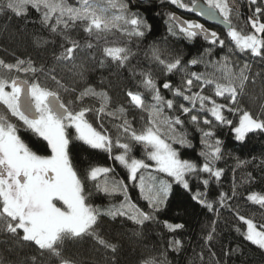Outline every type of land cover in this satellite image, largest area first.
<instances>
[{"label":"trees","instance_id":"1","mask_svg":"<svg viewBox=\"0 0 264 264\" xmlns=\"http://www.w3.org/2000/svg\"><path fill=\"white\" fill-rule=\"evenodd\" d=\"M73 1L64 0L66 4L75 5ZM199 1L201 0L195 2ZM98 2L105 3V0ZM117 2L128 5L126 16L135 14L150 26L142 29V37L111 30L101 33L97 38L95 33L89 34L84 30V21H76L74 24L70 22L68 29H63V25H60L56 32H52L51 26L55 24L56 16L47 25L44 24V9L38 12L29 5L26 12L19 16L6 8L0 10V60L5 64H16L23 60L25 63L21 67L31 64L37 69L35 73L15 70L9 72L0 66V78H18L27 80L29 84L38 83L41 87L56 92L60 101L70 110L78 111L82 107L93 109L87 113L89 123L97 131L106 132L114 141L120 137L121 142H124L125 137L121 136L119 128L124 119L137 132L148 124L149 114L131 105L127 92H139L146 104L154 103L152 93L140 84V73L150 72L164 99L174 101V108H165L164 115H179L184 125L183 129L177 126L176 133L186 132L187 139L191 142V147H182L177 143L172 146L178 150L180 159L189 160L199 167L204 163V157L200 153L206 151L201 142L202 134L189 121L188 116L178 110L181 103L190 105L182 97H174L162 85L170 82L174 88L180 87L186 73L190 72L203 73L226 83L221 79V72L214 67L226 64L237 77L236 103L231 104L227 95L216 96L213 85L204 87L202 94L210 96L219 104L236 109L233 112L227 109L224 111L232 124L217 125L215 121L211 125L201 124V128L213 130V139L221 141V158L215 161V167L222 169L223 174L219 181L206 173L187 177L190 190H186L166 174L157 173L153 161L147 160L142 145L133 143L130 156L144 159L153 166L147 171L142 170L145 181L154 176L157 181L167 180L172 185L163 205L154 211L141 198L138 187L128 180L127 169L113 158L120 154V149L113 147L111 154L93 149L76 139V133L70 130L69 157L72 166L84 181L86 193H91L87 196L86 203L100 213L94 225L95 235L77 240L65 239L55 246L59 253L57 255L51 250L40 249L33 242L23 241L19 230L15 234L9 232L6 219L0 217V264H63L64 261H68V264H147L149 261L152 264H264V249L245 238L247 226L240 220L243 216L251 219L258 228L264 225V207L248 199L253 193L264 196V132H251L243 141H238L234 134V128L239 125L244 112L250 113L255 119L264 120V50L261 56H254L250 51H240L226 30L209 25L205 29L210 33L216 32L224 41L223 47L219 43L212 44L205 40L203 35L188 38L169 19L170 15L178 13V6H173L170 0ZM0 3H6V0H0ZM237 4L239 11L230 19L232 27L244 35L254 34L250 18L264 22V12L259 17L254 14L257 6L264 9V0H257L256 5H251L249 0H237ZM118 10H109L107 15L119 14ZM70 41L79 45L73 61L59 60L60 54L70 46ZM89 43L93 45L91 48L87 46ZM107 46L127 47L131 51L130 59L123 67H118L104 56L103 48ZM154 49L159 51L160 58L165 61L179 58L180 67L172 73L165 72L153 57ZM192 59L201 62L191 65ZM241 69L248 77L243 88L239 87L238 79ZM87 88L106 95L107 101H104L103 96L91 95L80 99V94ZM192 91H200L199 82L194 81ZM102 105L105 112L97 115V110ZM120 109L124 111L121 113ZM109 112L116 115L109 116ZM0 114L6 115L9 122L16 125L18 134L24 141L29 140L28 145L34 152L42 156L50 155L46 142L31 130L28 131L22 121L12 117L3 104H0ZM197 115L201 119L207 117L213 120L206 111H200ZM159 127L161 137H167V125L160 124ZM97 166L113 169L108 174L110 180H123L128 184L131 203L148 213L152 219L139 225L127 216L106 215L110 209L119 208L125 198L121 193L97 191L93 187L94 182L86 180L89 170ZM203 179L209 180L207 187L202 183ZM222 193L226 194L223 204L220 202ZM197 194L199 199L212 204L211 210L194 198ZM57 206L61 205L58 203ZM166 223L181 224L183 227L170 231ZM209 235L212 236L211 240H208ZM96 237L114 246L115 250L99 244ZM176 241H180L178 248L175 246Z\"/></svg>","mask_w":264,"mask_h":264},{"label":"snow or ice","instance_id":"2","mask_svg":"<svg viewBox=\"0 0 264 264\" xmlns=\"http://www.w3.org/2000/svg\"><path fill=\"white\" fill-rule=\"evenodd\" d=\"M173 5H177L186 11H196L198 15L207 16L209 19L222 17L221 23L228 26V36L240 51H250L254 56H261L264 50V22L250 18V24L254 29V34L244 35L232 27L230 15L232 9L227 0H204L206 7L197 5L192 0L191 7L182 2V0H170ZM251 5H256L257 0H249ZM36 11L42 12V22L48 24L55 15V24L51 26V31L56 32L58 26L63 25V29L70 27V22H86L84 30L89 33H95L99 38L101 33H107L114 28L121 27L119 22H123L121 30L129 36L142 37L144 31L150 26L135 14L126 16L128 7L125 3H118L117 0H105L100 3L98 0H79L78 7H72L64 0H6V3H0V10L8 9L16 15H22L26 12L28 6ZM109 9H119V14L111 16L106 15ZM264 9L257 6L254 14L259 17ZM58 13V15H56ZM65 17H67L65 19ZM169 19L179 25V29L188 38L203 34L206 40L212 44L219 43L223 47L224 41L219 38L216 32H207L204 26L193 21H181L174 15ZM259 34V35H257ZM91 48L93 45H87ZM79 47L75 41H70V46L58 57L62 61H73L74 53ZM103 54L110 58L118 67H123L130 59L131 51L127 47L107 46L103 48ZM153 57L163 66V70L172 73L181 65L179 58L174 61H165L160 58L159 51L153 50ZM103 62V61H102ZM197 59L190 61L191 65H196ZM23 60L16 64H5L0 60V66L11 72H33L36 68L29 64L24 65ZM221 72V79L226 83H221L216 78L203 73H186L185 79L180 87H173L170 82L163 83L162 87L172 92L174 97H182L190 106L184 104L178 105V110L201 132V142L205 145L206 151L200 153L204 157V163L197 166L189 160L180 159L179 152L172 146L177 143L182 147H191V142L187 139V133L181 131L176 133L177 126L183 129L184 121L179 115L169 117L164 115V109L172 110L174 108L173 99L165 100L161 95L160 88L152 77L150 72H141L140 84L143 88L152 93L154 103L146 104L144 98L139 92L128 91L127 96L130 104L135 108L145 111L149 114L147 126L140 132L132 128L130 123L124 119L119 125L121 136L125 141L121 142L120 137L114 141L106 132L97 131L87 119V113L93 111L88 107H82L78 111L70 110L64 103L60 102L56 92L49 91L41 87L38 83L29 84L27 80L18 78L6 79L0 78V104L6 106L7 112L12 117L23 122L27 129L31 130L37 137L42 138L50 148V155L42 156L34 152L28 144L21 139L16 125L9 122L4 114H0V217L7 221V230L13 234L18 230L22 232V240L33 242L40 249L56 251V245L65 239H83L87 236L95 235L94 225L97 222L98 210L86 203L90 192L86 193L85 183L78 176L73 168L69 157V136L67 130L74 128L76 139L83 141L93 149H99L109 154L113 147L121 150L120 154L113 158L119 162L128 171V180L138 187L141 198L147 201L148 205L154 210H159L167 199L171 190V183L167 180L157 181L154 176H150L146 182L143 171L151 169L153 166L145 162L144 159H136L130 156L133 150V143L142 145L148 161L155 163V171L164 173L171 177L173 182L181 185L184 189H189V180L198 173H206L210 178L219 181L223 170L215 167V161L221 158V141L213 139L214 132L211 128L205 130L203 125H211L213 121L217 125L231 126L224 111L227 109L233 112L236 109L219 104L210 96L203 95V89L206 86L213 85L215 95L225 97L231 104L236 103L237 86L235 81L237 77L232 73L226 64L214 65ZM245 67H247L245 65ZM244 70L239 74V87L243 88L247 80ZM55 79V77H53ZM194 81L199 82V92H193ZM10 89V91L6 90ZM103 96L104 101L107 97L104 94L96 93L93 89L87 88L80 94V99L85 96ZM198 105V107H197ZM121 113L123 109L119 110ZM200 111L208 112L213 120L207 117L201 119L197 113ZM105 108L102 105L97 110V115L103 114ZM191 113V115H189ZM109 116L116 113L109 112ZM162 117V119H161ZM160 124L167 125L169 135L161 137ZM264 132V120L255 119L253 116L244 112L239 120V126L234 128L236 139L243 141L251 132ZM171 142H168V141ZM143 170V171H142ZM114 171L109 167H93L86 175V180L92 181L93 187L97 191L107 194L121 193L125 202L119 208L110 209L106 215L115 217L127 216L136 224L142 225L152 217L141 211L135 204L131 203L128 195L129 185L123 180H110L108 174ZM138 173L140 174L138 176ZM103 177V179H101ZM202 183L207 187L209 180L203 179ZM204 204L209 210L212 204L199 199V194L194 197ZM226 194H221L220 202H225ZM248 199L264 207V196L253 193ZM61 206H57V204ZM240 220L247 226L245 238L252 244L264 249V225L260 228L251 220L243 216ZM170 231H176L182 228L181 224H167ZM99 244L112 248L114 246L107 244L103 239L96 237ZM212 236H208L211 240ZM175 246H180V241L175 242ZM63 264H68L64 261ZM147 264H152L151 261Z\"/></svg>","mask_w":264,"mask_h":264},{"label":"rangeland","instance_id":"3","mask_svg":"<svg viewBox=\"0 0 264 264\" xmlns=\"http://www.w3.org/2000/svg\"><path fill=\"white\" fill-rule=\"evenodd\" d=\"M78 1L79 0H74L73 1V3H75V5H70V4H68V5H70V6H72V7H78L79 5H77V3H78ZM196 1V0H195ZM201 1H203L204 2V0H201ZM182 2L183 3H185V4H188L189 5V7H191V4H192V0H182ZM227 3H228V5H229V7L232 9V13H231V15H230V19H232L233 17H235V14H236V12H238L239 11V8H238V4H237V0H227ZM173 5V4H172ZM206 5V4H205ZM173 6H176V5H173ZM109 10H111V11H113L114 9H109ZM118 12H119V10H118ZM190 12V11H189ZM56 15H58V13L56 14ZM107 15V14H106ZM67 17H65V19H66ZM183 18V17H182ZM56 19V18H55ZM184 19V18H183ZM119 24L121 25V27H122V25H123V22L121 21V22H119ZM121 27H118V28H114V29H112V31H115V32H118V33H122V34H126L124 31H122L121 30ZM6 90H8V91H10V89H6ZM138 109V108H137ZM5 114V113H4ZM239 126V125H238ZM70 130H73L74 132H75V129L74 128H69L68 130H67V132L68 131H70ZM76 133V132H75ZM234 134H235V132H234ZM77 135V134H76ZM236 137V136H235ZM239 141V140H238ZM154 163V162H153ZM154 165H155V163H154ZM263 230V229H262Z\"/></svg>","mask_w":264,"mask_h":264},{"label":"water","instance_id":"4","mask_svg":"<svg viewBox=\"0 0 264 264\" xmlns=\"http://www.w3.org/2000/svg\"><path fill=\"white\" fill-rule=\"evenodd\" d=\"M196 4H197V5H203L204 7H206V5H205L203 2H201V1L196 2ZM179 9L181 10L182 8L179 7ZM191 12H192V14H195V15L199 16L200 19H201L203 22H205L206 24H208L209 26L217 27V28H220V29H224V30H226V31L228 32V26L225 25V24H223V23H221L222 17H218L217 19H209L207 16H201V15H198L196 11H191ZM174 16H176L177 18H179V20H181V21H185V20H183L178 14H175ZM175 24H176V23H175ZM176 25L179 27L178 24H176ZM204 29H205V28H204ZM205 30H206V29H205ZM206 31H207V30H206ZM207 32H209V31H207ZM209 33H210V32H209ZM201 35H203V34H198L197 36H201ZM203 37H204V35H203ZM204 39H205V38H204ZM205 40H206V39H205ZM60 102H61V101H60Z\"/></svg>","mask_w":264,"mask_h":264},{"label":"flooded vegetation","instance_id":"5","mask_svg":"<svg viewBox=\"0 0 264 264\" xmlns=\"http://www.w3.org/2000/svg\"><path fill=\"white\" fill-rule=\"evenodd\" d=\"M178 14L183 20L185 21H193L195 23H199V24H202L204 26V28H208V24H206L205 22H203L199 16L195 15V14H192V12L190 11H186L184 10L183 8L180 10L179 7H178ZM190 17V18H189ZM23 123V122H22ZM27 129V128H26ZM29 131V129H27ZM22 139V138H21ZM26 139H29V137H27ZM23 140V139H22ZM26 144H29V140L24 141ZM29 146V145H28ZM51 154V153H50Z\"/></svg>","mask_w":264,"mask_h":264}]
</instances>
